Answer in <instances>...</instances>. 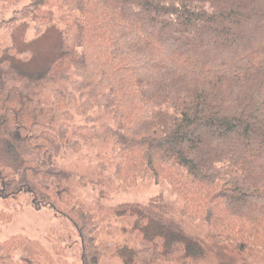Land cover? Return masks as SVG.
Returning <instances> with one entry per match:
<instances>
[{
    "label": "trees",
    "instance_id": "trees-1",
    "mask_svg": "<svg viewBox=\"0 0 264 264\" xmlns=\"http://www.w3.org/2000/svg\"><path fill=\"white\" fill-rule=\"evenodd\" d=\"M47 1L15 17L41 33ZM60 3L76 13L68 69L32 76L0 60V199L27 197L68 219L82 264L120 257L123 245L103 238L119 227L80 197L61 160L109 140L112 168L99 165L100 177L123 190L167 182L178 200L120 208L141 260L264 264V0ZM41 82L51 84L43 101ZM21 243L0 244V264Z\"/></svg>",
    "mask_w": 264,
    "mask_h": 264
},
{
    "label": "rangeland",
    "instance_id": "rangeland-1",
    "mask_svg": "<svg viewBox=\"0 0 264 264\" xmlns=\"http://www.w3.org/2000/svg\"><path fill=\"white\" fill-rule=\"evenodd\" d=\"M31 1L0 0V60L10 62L21 72L32 76L45 73L52 64H55L52 75L58 78L60 73L72 64L65 53L75 48L76 13L66 11L60 0H48L43 11L51 21L45 25L41 33H38L31 17L27 18L20 14L15 17L14 13L23 11ZM50 87L51 84L41 82L37 86L36 97L42 101L46 99ZM57 118L59 121L64 120L61 115ZM111 147L109 140L96 142L90 146L84 145L80 152L63 155L61 160L63 164L73 167L75 190L80 197L93 205L101 217L106 216L107 223L120 229L113 235H103V238L117 241L124 247L120 257L107 256L106 264H146L134 254L136 241L129 239L127 233L129 225L120 218L118 212L123 204H145L158 196H165L173 203L178 200L172 196L167 182L158 184L153 180L138 181L127 190H123L108 178L100 177L99 165L106 168L105 174L111 172ZM22 198L24 199H21L20 205L0 199V244L13 241L24 243L11 247L9 251L11 262L82 264V242L72 223L65 217L57 215L52 209L48 207L36 209L29 198ZM5 210L8 212L4 213ZM28 260H33L34 263L27 262ZM178 264L210 262L187 260Z\"/></svg>",
    "mask_w": 264,
    "mask_h": 264
}]
</instances>
